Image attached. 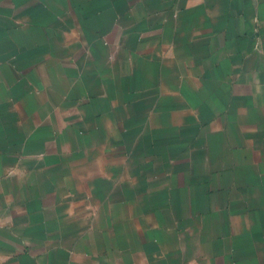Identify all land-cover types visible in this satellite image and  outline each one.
<instances>
[{
	"label": "crops",
	"instance_id": "0c3cea01",
	"mask_svg": "<svg viewBox=\"0 0 264 264\" xmlns=\"http://www.w3.org/2000/svg\"><path fill=\"white\" fill-rule=\"evenodd\" d=\"M0 264H264V0H0Z\"/></svg>",
	"mask_w": 264,
	"mask_h": 264
}]
</instances>
